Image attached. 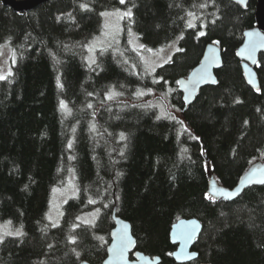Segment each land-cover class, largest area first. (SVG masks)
I'll list each match as a JSON object with an SVG mask.
<instances>
[{"label":"trees","instance_id":"16d2710c","mask_svg":"<svg viewBox=\"0 0 264 264\" xmlns=\"http://www.w3.org/2000/svg\"><path fill=\"white\" fill-rule=\"evenodd\" d=\"M255 6L256 0L246 8L234 0H49L18 13L0 0V46L18 53L12 74L0 81V222L23 233L0 242V264H102L113 212L131 223L136 249L160 256V264H180L169 238L180 218L202 224L193 246L198 257L182 264H264V185L232 201L208 194L211 176L231 188L264 160V52L255 67L259 91L247 84L236 55L244 31L255 26ZM128 8L124 37L129 25L147 48L180 36L183 51L153 74L137 60L133 71L111 50L98 51L92 66L85 62L101 13ZM211 42L222 49L217 82L186 106L176 81ZM113 92L122 95L108 100ZM163 99L168 110L156 105ZM71 169L78 193L53 228L51 194ZM97 209L92 225L76 219Z\"/></svg>","mask_w":264,"mask_h":264},{"label":"water","instance_id":"95a60500","mask_svg":"<svg viewBox=\"0 0 264 264\" xmlns=\"http://www.w3.org/2000/svg\"><path fill=\"white\" fill-rule=\"evenodd\" d=\"M49 0H1L2 4L6 7H9L14 12H27L32 9L37 8L38 6L48 2ZM236 3L237 0H234ZM248 0H246L245 4L238 3L243 8L247 7ZM254 33L253 36H249L248 33ZM255 44V51L252 52L251 56H249L251 45ZM264 44V0H256V6H255V26L252 28H249L244 31L243 33V42L238 47L236 55L237 58L241 61L242 65V72L243 76L247 82V84L252 87L254 90H257L259 88V80L257 77V73L255 70V67L258 63L259 55L264 52V47H261L260 45ZM214 49L215 54V61L211 64V66L208 68V71L210 73V76L207 77L206 83H201L195 91L192 92L191 95L188 97V101L186 102L184 97L186 95L183 87L181 85H178V89L182 93L183 101L186 106L192 104L200 91L201 88L209 85H215L217 82L216 78V70L221 68L223 59H222V49L218 43H208L205 46L203 55L199 61V63L192 68V70L189 72L188 75L180 77L178 80H182L185 82L191 81L194 79V75L199 72L201 68H203L205 65L209 64L208 57L213 55L212 52L209 51V49ZM215 80V83H212V80ZM264 169V160L263 161H257L253 163L247 171L241 176L237 184L233 187H226L223 185H219L216 181V179L211 176L210 182H209V190L208 194L212 198L214 193V189L216 190H224V191H238V195L231 198V199H225L223 196H216L215 199H222L225 201H232L237 199L246 189L252 187V186H261L262 184L252 183L248 184L246 183L247 178L249 177V174L252 172L253 169ZM259 178V174H257L256 177H253V179ZM242 180L245 181L242 183ZM114 226L110 231V242L107 245L106 251L107 255L106 258L103 260L102 264H160L161 263V257L160 256H150L149 254H146L142 251H139L136 249V239L132 234V227L131 223L120 216H117L115 212H113L112 215ZM192 222H195L197 225L195 235L190 239L186 240L183 239L180 235L183 228H191ZM125 225H127V228H125ZM202 230V224L201 222L196 218H180L177 220L171 227L169 238L172 244L176 246V249L172 253V257L177 263H187L190 261L195 260L198 257V253L193 250V246L197 238L199 237ZM126 233L128 238L131 240V243L128 246V250L124 253L123 258H118L116 256V253L114 251H110L114 246H118L120 242V235ZM133 254L134 258H130V255ZM195 254V255H193ZM78 264H91L87 260H82Z\"/></svg>","mask_w":264,"mask_h":264},{"label":"rangeland","instance_id":"374dc122","mask_svg":"<svg viewBox=\"0 0 264 264\" xmlns=\"http://www.w3.org/2000/svg\"><path fill=\"white\" fill-rule=\"evenodd\" d=\"M127 10L128 9L109 10L103 12L107 13V15H102V27L99 34H97L86 46L85 62L89 65L91 59L94 58L96 61L98 51L111 50L120 60L122 58V60L128 62L133 71L138 70L135 63L137 60L141 63L146 72L153 74L154 72H151L152 68H155L156 71L159 65L165 64V60H168L169 57L172 59L173 54L179 48L180 36L164 46L158 48L144 47L141 49L139 46L143 43L139 39V36L132 25H129L126 28L127 33L126 37H124L125 28L123 21L127 17L121 19L120 16ZM129 29H131L130 32ZM129 41H131V43H129ZM89 47L93 48L92 52L89 51ZM148 49H152V51L149 52ZM141 57H143V59H141ZM13 59H15V63H13ZM17 60L18 53L9 44L0 46V74L9 78V70H11L12 73ZM133 65H135V68H133ZM157 104L160 109L168 110V105L164 99L156 103V105ZM207 168L209 174H211L209 166H207ZM77 193L75 172L71 169L67 181L63 185L54 188L52 191L49 209L47 211V219L51 224L54 222H58V224L60 223L63 215L61 216L59 213L62 212L64 214L65 204L69 199L75 197ZM49 216L52 217L51 220L48 218ZM97 216V212L83 213L79 216L80 220H78V222H83L84 220L95 222ZM17 229L22 231L21 228H15L10 221L0 222V236H3L4 239L7 237H17L6 235L8 231L15 232Z\"/></svg>","mask_w":264,"mask_h":264},{"label":"snow or ice","instance_id":"6c2138e0","mask_svg":"<svg viewBox=\"0 0 264 264\" xmlns=\"http://www.w3.org/2000/svg\"><path fill=\"white\" fill-rule=\"evenodd\" d=\"M237 2H238V3H241V4H245V3H246V0H237ZM119 3H120V4H125V0H119ZM205 6H206V5H203V4L200 5V7H205ZM81 7H82V8H86L87 5H81ZM101 15H107V13H101ZM192 15H193L192 13H189V16H192ZM132 16H133L132 9H131V8H128L127 11H125V12H123V13L121 14L120 18L123 19V18L127 17V18L131 19ZM58 19H59V17H58ZM186 27H188V28H195L196 25H195L194 23L189 22V23H187ZM130 31H131V29H129V32H130ZM198 35L203 36V35H205V33H204L203 31H201V32L198 33ZM248 35L251 37V36L254 35V33L249 32ZM181 38H182V37H181ZM129 43H131V41H129ZM216 43H218V42H216ZM260 46H261V47H264V44H261ZM139 47H140L141 49H143V48L145 47V45L141 44ZM255 47H256L255 44H252V45H251L250 52H249V56H251L252 52L255 51ZM89 51L92 52V51H93V48L89 47ZM148 51L151 52L152 49H148ZM177 51H181V52H182L183 49H182V48H178ZM209 51L213 53V55H211V56H209V57L207 58L208 61H209V64H207V65H205L203 68H201V69L199 70V72H198L197 74L194 75V79H193V80L188 81V82H185V81H182V80H177V81H176V83H177L178 85H181V87H183V89H184V91H185V93H186V95H185V97H184V99H185L186 102L188 101V97H189V95H191L192 92L195 91V89H196L201 83H206V82H207V79H206V78L210 76V73H209V71H208V68L211 66L212 63H214L216 57H215V54H214V49H211V48H210ZM141 59H143V57H141ZM170 61H171V57H169L168 60H165L164 63L167 64V63H169ZM13 63H15V59H13ZM95 63H96V61H95V59L93 58V59L90 60V62H89V66H91L92 64H95ZM159 67H162V65H159ZM133 68H135V65H133ZM151 72H155V68H152V69H151ZM8 74H9V76L12 74V73H11V70H9V73H8ZM6 79H7V77H6L5 75L0 74V81H4V80H6ZM161 79H162V77H161ZM215 82H216V81L213 79V80H212V83H215ZM58 83H59V82H58ZM153 83H159V81L156 80V79H154V80H153ZM165 83H167V82L165 81ZM60 86L62 87V85H60ZM259 90H260V89L257 88V91H259ZM148 91L151 92V89H148ZM169 91H172V89H169ZM89 95H92V93H89ZM114 95H122V93H114V92H113V93L107 94V99H108V100H112V99L114 98ZM136 95L143 96V95H145V92H143V91H139V90H138L137 93H136ZM60 106H61V108H65V107H66V104H65V102H64L63 100L60 102ZM87 107H88V108H92L93 105H92L91 103H89V104L87 105ZM93 115H94V114H93ZM161 115H162V116H167L168 113H166V112H162ZM157 118L159 119L160 117H157ZM170 118L173 119V120L176 119L175 116H171ZM181 123H182V122H181ZM245 123H247V121H245ZM91 130H92V131H95V125H94V124L91 126ZM120 139H121V140H124V139H125V135H124V133H121V134H120ZM71 147H72V142L69 141V143H68V148H71ZM121 154L123 155V152H122ZM69 158H70V159H74V157H69ZM257 174H259V178H257V179H253V177H256V176H257ZM70 182H71V181H70ZM244 182H245V181L242 180V183H244ZM246 183H248V184L257 183V184H262V185H264V169H259V168H257V169H253L252 172L249 174V177L247 178ZM77 191H78V190H77ZM213 191H214V193H215V195L212 196V199H213V200H215V198H216L217 195H218V196H223L225 199H231V198H233V197H235V196L238 195V191H224V190H216V189H214ZM74 195H75V193H74ZM206 196H207V194H206ZM65 202H67V201H65ZM88 202H89V204H95V203H96V201H95V200H92V199H89ZM104 207H107V205H105ZM96 211H97V213H98L100 210L97 209ZM59 215L62 216L63 213L61 212V213H59ZM48 218H49L50 220L52 219L51 216H49ZM76 219H77V220H80V217H77ZM83 224H85V225H92V224H94V222H93V221H90V220H84V221H83ZM57 226H58V222H54V223L52 224V227H53V228H55V227H57ZM79 227H80L79 224H73V225H72V228H73V229H76V228H79ZM125 228H127V225H125ZM196 228H197L196 223H195V222H192V226H191L190 229H189V228H183V230H182L181 233H180L181 237H182L183 239L190 240V239L195 235ZM6 235H9V236H17V237H19V236H22L23 233H22L21 230L17 229L15 232L8 231V232L6 233ZM3 239H4V237H3V236H0V242H3ZM69 239H70V241H71L72 243H75L77 237H76L75 235H73V236H70ZM99 239L103 240V237H99ZM130 243H131V240L128 238L127 234H126V233L121 234V235H120V242H119V245H118V246H114L112 249H110V251H114V252L116 253V256H117L118 258H123L124 253L128 250V246H129ZM72 251L75 252V249L73 248ZM76 255H77V257H78V256H79V253L77 252ZM193 255H195V254H193Z\"/></svg>","mask_w":264,"mask_h":264},{"label":"flooded vegetation","instance_id":"af4514ba","mask_svg":"<svg viewBox=\"0 0 264 264\" xmlns=\"http://www.w3.org/2000/svg\"><path fill=\"white\" fill-rule=\"evenodd\" d=\"M130 258H131V259L134 258V257H133V254L130 255Z\"/></svg>","mask_w":264,"mask_h":264}]
</instances>
